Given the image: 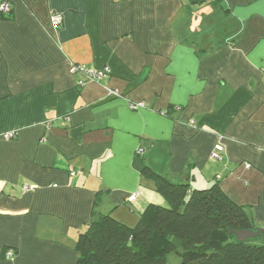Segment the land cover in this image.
Returning <instances> with one entry per match:
<instances>
[{
	"label": "crops",
	"instance_id": "0c3cea01",
	"mask_svg": "<svg viewBox=\"0 0 264 264\" xmlns=\"http://www.w3.org/2000/svg\"><path fill=\"white\" fill-rule=\"evenodd\" d=\"M4 1L0 264H79L78 235L98 215L134 225L165 203L145 164L218 183L264 225V0ZM70 63L110 74L79 86Z\"/></svg>",
	"mask_w": 264,
	"mask_h": 264
},
{
	"label": "trees",
	"instance_id": "16d2710c",
	"mask_svg": "<svg viewBox=\"0 0 264 264\" xmlns=\"http://www.w3.org/2000/svg\"><path fill=\"white\" fill-rule=\"evenodd\" d=\"M142 174L165 203L148 204L134 225L98 215L78 235L79 264H264L262 235L239 241L231 232L257 230L249 207L218 183L200 189L173 182L146 164Z\"/></svg>",
	"mask_w": 264,
	"mask_h": 264
},
{
	"label": "built area",
	"instance_id": "2783aa9c",
	"mask_svg": "<svg viewBox=\"0 0 264 264\" xmlns=\"http://www.w3.org/2000/svg\"><path fill=\"white\" fill-rule=\"evenodd\" d=\"M10 11V6L9 4L4 1L2 2L1 6H0V12L8 14V12ZM62 23V16L60 14L54 13L51 16V24L53 27L57 28L59 27V25ZM69 71L71 74H78L79 78L77 79V84L79 86H84L89 82H98L100 81L102 78H104L105 76H107L108 74H110V67L105 65L102 67H90L87 66L86 64H78V63H70L69 64ZM107 90V96L108 97H122L123 94L117 90V89H113V88H106ZM147 106V104L143 101H134V102H129V107L132 110H137V109H142L145 108ZM166 111L162 112V114L165 115ZM15 133L14 132H6L3 134V138L4 139H11L12 137H14ZM142 151V148H138L136 150V153L139 154ZM224 148L221 144H216L213 147V150L210 154V157L213 160H221L222 159V154H223ZM245 167H250V164H245ZM74 174V172H70V176H72ZM34 186L28 185L26 184L24 186V189L26 190H31L33 189ZM135 195L130 196L128 199L131 200ZM11 251L7 252V256L10 257Z\"/></svg>",
	"mask_w": 264,
	"mask_h": 264
},
{
	"label": "water",
	"instance_id": "95a60500",
	"mask_svg": "<svg viewBox=\"0 0 264 264\" xmlns=\"http://www.w3.org/2000/svg\"><path fill=\"white\" fill-rule=\"evenodd\" d=\"M231 232L233 234H235L236 238L239 241H244L248 238H253V237H256L259 235H262L263 239H264V226L257 228L256 231H252V230H231Z\"/></svg>",
	"mask_w": 264,
	"mask_h": 264
},
{
	"label": "rangeland",
	"instance_id": "374dc122",
	"mask_svg": "<svg viewBox=\"0 0 264 264\" xmlns=\"http://www.w3.org/2000/svg\"><path fill=\"white\" fill-rule=\"evenodd\" d=\"M256 226H257L258 228H260V227H263L264 225L259 224V223H256ZM174 260H175V259H173V258L171 259V258H170L168 264H174Z\"/></svg>",
	"mask_w": 264,
	"mask_h": 264
}]
</instances>
